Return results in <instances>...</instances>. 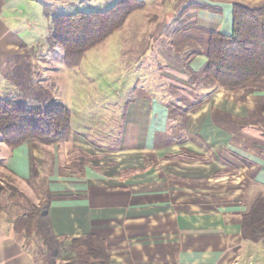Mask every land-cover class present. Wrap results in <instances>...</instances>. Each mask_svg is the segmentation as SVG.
Returning a JSON list of instances; mask_svg holds the SVG:
<instances>
[{
  "label": "crops",
  "instance_id": "0c3cea01",
  "mask_svg": "<svg viewBox=\"0 0 264 264\" xmlns=\"http://www.w3.org/2000/svg\"><path fill=\"white\" fill-rule=\"evenodd\" d=\"M116 1L0 0V98L62 103L72 130L58 145L0 142V174L22 197L0 211V264H42L39 237L14 227L42 201L56 236H97L110 264H264V243L241 231L264 198V81L245 92L190 78L209 32H231L233 5L264 0H141L110 35L112 77L78 101L70 68L42 42L49 21Z\"/></svg>",
  "mask_w": 264,
  "mask_h": 264
},
{
  "label": "trees",
  "instance_id": "16d2710c",
  "mask_svg": "<svg viewBox=\"0 0 264 264\" xmlns=\"http://www.w3.org/2000/svg\"><path fill=\"white\" fill-rule=\"evenodd\" d=\"M141 0H117L104 11H76L54 16L49 22V47L63 48V63L76 67L90 49L119 29L131 12L143 8ZM199 77L204 84L221 90L249 92L264 81V5L248 8L234 4L232 28L228 34L210 31L206 41V62ZM67 106L54 102L27 103L0 98V137L10 148L28 140L52 144L69 139L71 114ZM0 185V211L2 210ZM14 223L28 239L39 237L45 250L42 264H110L105 242L93 234L73 238L56 236L47 216V201L30 205ZM243 238L264 243V198L256 200L242 219Z\"/></svg>",
  "mask_w": 264,
  "mask_h": 264
},
{
  "label": "rangeland",
  "instance_id": "374dc122",
  "mask_svg": "<svg viewBox=\"0 0 264 264\" xmlns=\"http://www.w3.org/2000/svg\"><path fill=\"white\" fill-rule=\"evenodd\" d=\"M91 5L92 6H89V5L79 6L77 8L73 7L71 8V10H68L69 12H67L66 14L73 13L76 11H86V10L87 11H92V10L104 11L105 9H107V8H98L99 6H94L93 4ZM42 42L46 43V41L44 40ZM116 44H117L116 38L113 35L109 36L103 42L99 43L98 45L90 49L84 55L83 59H81V62L78 66L70 68L71 70L70 72H72L73 78H76V79H73L76 81V86H77L76 92L79 94L78 99L76 100L80 101L81 99H85V98H87L88 101L93 100L95 95L97 96V93L100 90V86H101L100 81L103 82V80L112 77V65L113 64L110 58H111V55H113L114 50L117 49ZM50 48L54 52V61L56 62L55 64H57L60 67L64 65L62 61L63 60V48L59 45H56ZM42 59L43 58L40 57V60ZM47 59L46 60L49 61V57ZM47 67L50 68L47 70L53 71L52 68L54 67V65L50 63L49 65H47ZM35 77L36 79L37 78L43 79L45 77L44 79L45 88H47V90L51 88L50 86H51V83L53 82L51 80L53 79V77L52 75H49L48 73L44 74L40 64L37 65V72H36ZM83 95L85 96V98L82 97ZM4 97H7V96H4ZM9 99L19 100L18 98L11 97V96L9 97ZM95 102L96 100L94 101V103ZM67 140L68 139H66V141ZM0 142H2L1 137H0ZM64 142L65 141H60V142H56L53 144L58 145V144H63ZM45 145H51V144H45ZM0 153H1V145H0ZM168 157L171 160L172 159L175 160L177 158L174 155H172V157L171 155H168ZM195 159H201V158L195 157ZM229 170L230 168H228V171ZM0 185L4 189L1 195V203L3 207L11 205L13 199H15L16 197L20 198L19 201L21 200L22 197H21L20 191L18 190L17 186L14 185V182L10 179V177H7V176L4 177L0 174ZM10 200L11 202H9ZM29 206L30 204H28V208H30Z\"/></svg>",
  "mask_w": 264,
  "mask_h": 264
}]
</instances>
